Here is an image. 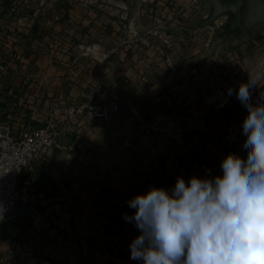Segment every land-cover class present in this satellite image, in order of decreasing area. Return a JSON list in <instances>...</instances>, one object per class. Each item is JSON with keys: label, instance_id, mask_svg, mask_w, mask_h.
Segmentation results:
<instances>
[{"label": "crops", "instance_id": "1", "mask_svg": "<svg viewBox=\"0 0 264 264\" xmlns=\"http://www.w3.org/2000/svg\"><path fill=\"white\" fill-rule=\"evenodd\" d=\"M20 2L17 13L0 6V119L18 134L44 126L56 113L64 155L49 169L45 150L23 182L66 240L26 242L29 222L6 224L0 264H140L130 258L139 230L123 218L134 212L127 201L152 187L171 189L178 176L187 182L222 175L223 158L240 144L224 141L222 126L212 130L205 119L212 101L215 116L223 115L221 72L212 76L191 62L204 48L190 47L184 29L207 6L203 0ZM124 8L132 11L139 34L159 30L169 43L122 45L118 15ZM263 27L253 42L264 40ZM27 75L32 78L25 83ZM102 79L100 98L117 100L120 114L108 122L69 119L67 110ZM194 99L198 108L191 106ZM183 114L199 120L186 126Z\"/></svg>", "mask_w": 264, "mask_h": 264}, {"label": "clouds", "instance_id": "2", "mask_svg": "<svg viewBox=\"0 0 264 264\" xmlns=\"http://www.w3.org/2000/svg\"><path fill=\"white\" fill-rule=\"evenodd\" d=\"M253 86L249 78L235 92L247 109L246 157L229 153L221 162L222 175L192 176L187 182L178 176L171 189L152 187L127 201L134 212L123 218L139 230L129 246L132 260L264 264V102L252 103Z\"/></svg>", "mask_w": 264, "mask_h": 264}, {"label": "built area", "instance_id": "3", "mask_svg": "<svg viewBox=\"0 0 264 264\" xmlns=\"http://www.w3.org/2000/svg\"><path fill=\"white\" fill-rule=\"evenodd\" d=\"M17 4V5H16ZM20 0H10L12 13L20 11ZM121 44H140L145 48H151L164 41L169 43V36L162 35L159 30H148L145 34H139L135 29L133 13L124 8L118 15ZM32 75L25 77L28 83ZM104 79L100 80L90 95L81 104L67 110L69 119L77 116H85L90 119L111 121L120 114L121 107L117 100L100 98V92L105 86ZM59 134L56 123V113H50L44 126L37 128H25L16 134L10 121L0 119V206L4 211L0 214V229L6 224L15 222L16 203L23 202L29 207V229L23 238L26 242H33L37 238H45L50 241L64 242L65 234L60 231L52 218L41 206L32 201L31 191L23 182V177L36 158L53 145H58Z\"/></svg>", "mask_w": 264, "mask_h": 264}, {"label": "rangeland", "instance_id": "4", "mask_svg": "<svg viewBox=\"0 0 264 264\" xmlns=\"http://www.w3.org/2000/svg\"><path fill=\"white\" fill-rule=\"evenodd\" d=\"M1 1L0 4L5 2ZM209 9L210 5H207V8L202 7L200 17L192 21L191 24L201 20V18L209 13ZM230 18L228 15L222 16L213 25H201L195 32L191 30V25H189L184 31L190 47H194L197 50L204 48L205 51L191 57L192 66H199L200 68L206 66V71L210 72L212 76L215 74L214 70L218 69L225 79V95L222 102L223 115H218L219 113L217 112V116H215V105L213 101L208 102L206 104L207 113L205 117L207 125L212 126V130L216 126L218 130V127L222 126L223 140H226V142H239V146L233 149V152L240 156H245L247 152L243 148V142L246 137L243 135L242 123L247 115V109L241 105L235 92L238 90L241 82H247L251 78L252 82L256 85L251 89L252 103L264 102V96H262L264 95V40L253 42L254 38L246 37L240 30L234 29L232 26H230V29L225 28ZM251 45L255 46V51L253 50V52L250 50ZM236 49H240L238 56L232 53ZM188 74L191 77V81H194L192 79L194 75H191L190 72ZM231 82L235 83L233 88ZM213 89L212 86L211 91ZM229 89L234 91L232 97L228 95ZM208 92H210V88ZM195 99L191 102V106L198 108V100ZM183 118V123L186 126H189L192 120H199L198 117H191L190 115H184ZM231 126H233V130L235 131H230Z\"/></svg>", "mask_w": 264, "mask_h": 264}, {"label": "water", "instance_id": "5", "mask_svg": "<svg viewBox=\"0 0 264 264\" xmlns=\"http://www.w3.org/2000/svg\"><path fill=\"white\" fill-rule=\"evenodd\" d=\"M203 2L206 6L210 5L209 13L201 20L190 24L191 30H195L201 25H213L225 15L231 17L232 27L234 29L239 28L248 38L253 37L255 31L264 26V0H203ZM47 151L48 166L51 169L59 163L65 148L55 144ZM29 215V207L18 201L16 203L15 222H29Z\"/></svg>", "mask_w": 264, "mask_h": 264}, {"label": "trees", "instance_id": "6", "mask_svg": "<svg viewBox=\"0 0 264 264\" xmlns=\"http://www.w3.org/2000/svg\"><path fill=\"white\" fill-rule=\"evenodd\" d=\"M5 1L3 4H0V6H9L10 5V0H3ZM227 26H225V28H229L230 29V26H232V22L229 20L226 24ZM238 30H240L239 28H237ZM2 65V63H1Z\"/></svg>", "mask_w": 264, "mask_h": 264}]
</instances>
